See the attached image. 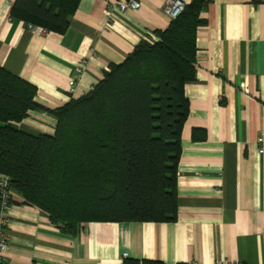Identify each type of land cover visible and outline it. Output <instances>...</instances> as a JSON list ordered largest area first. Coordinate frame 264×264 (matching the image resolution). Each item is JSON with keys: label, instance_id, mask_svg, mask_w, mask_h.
I'll list each match as a JSON object with an SVG mask.
<instances>
[{"label": "crops", "instance_id": "crops-1", "mask_svg": "<svg viewBox=\"0 0 264 264\" xmlns=\"http://www.w3.org/2000/svg\"><path fill=\"white\" fill-rule=\"evenodd\" d=\"M120 1L81 0L66 32L42 33L13 17L16 0H0V66L33 83L45 107L20 127L53 134L51 110L87 94L111 64L172 21L166 0L108 11ZM201 16L196 79L185 87L176 220L88 222L70 234L14 191L6 263L264 264V0H209Z\"/></svg>", "mask_w": 264, "mask_h": 264}, {"label": "trees", "instance_id": "trees-1", "mask_svg": "<svg viewBox=\"0 0 264 264\" xmlns=\"http://www.w3.org/2000/svg\"><path fill=\"white\" fill-rule=\"evenodd\" d=\"M80 1L16 0L12 15L64 33ZM208 3L186 4L157 39L111 64L87 94L51 110L53 134L20 127L45 107L33 83L0 66V174L10 176L14 191L70 234L88 222L176 220L185 87L196 79L197 32Z\"/></svg>", "mask_w": 264, "mask_h": 264}, {"label": "built area", "instance_id": "built-area-1", "mask_svg": "<svg viewBox=\"0 0 264 264\" xmlns=\"http://www.w3.org/2000/svg\"><path fill=\"white\" fill-rule=\"evenodd\" d=\"M141 1L139 0H122L117 3H113L109 5L108 11L112 12L115 9H118L122 12H127L130 9H139L141 7ZM186 8V3L184 0H166L164 5V13L171 20L180 16ZM30 28L38 29L40 32H47L46 30L36 27L30 24ZM157 39V37H156ZM86 65V61H83ZM84 68L80 67L77 69L76 75L69 81V85L71 88L75 87L77 84V79L82 74ZM94 86L92 87V89ZM260 153H264V138H259ZM14 197V189L12 187L11 178L8 175L1 174L0 175V264H8L6 263L5 253L9 246L8 241V227L10 224V215H9V207L13 202ZM127 256V254H125ZM186 264H196L194 261ZM215 264H241L239 262H233L225 259L218 260Z\"/></svg>", "mask_w": 264, "mask_h": 264}]
</instances>
